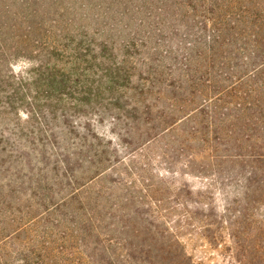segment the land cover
Listing matches in <instances>:
<instances>
[{"label": "rangeland", "instance_id": "obj_1", "mask_svg": "<svg viewBox=\"0 0 264 264\" xmlns=\"http://www.w3.org/2000/svg\"><path fill=\"white\" fill-rule=\"evenodd\" d=\"M27 21L72 23L79 28L90 25L95 36L117 46L129 31L137 30L138 40L147 49L133 55L131 80L110 89L101 87L78 104L72 101L77 95H63L54 116L27 117L22 112L27 111L26 98L17 108L8 109L5 101L10 95L3 91L8 87L0 85V183L16 189L0 196V264L43 262L35 252L21 249L37 243L75 244L77 252H82L53 254L50 258L55 260L86 257L80 240L67 229L49 226L42 233L45 227L39 226L37 237L21 230L2 239L22 225V219L42 217L41 200L58 201L84 183L93 167L87 159L97 156L103 169H108L105 185L125 179L138 185L129 194L118 192L121 198L130 197L123 199V205L155 216L161 230L162 221H168L167 227L175 231L194 264H264V69L247 77L260 63V56L252 54L256 47L251 40L264 41V0H0V24ZM215 21L228 24L222 31L226 45L210 51L206 37L211 28L204 24ZM106 57L113 63L122 60L116 52ZM8 59L3 77L9 69L31 77L37 62L34 56L22 52ZM170 61L179 62V72L191 73L200 89L206 88L204 82L210 86L204 98L214 95L215 88L226 90L217 112L241 102L245 113L238 120L219 114L209 121L214 115L209 110L212 103L201 104L202 99L194 97L189 104L176 103L180 108L174 117H182L190 108H196V115L178 121L174 131L161 133L170 118H159L157 107L170 103L156 92L173 80L156 71L162 72L166 69L162 65ZM240 77L244 82L248 79L249 85L244 83L237 93L227 89ZM257 86L263 87L258 95L246 93ZM34 89L30 85L26 91ZM150 103L156 110L149 114L145 105ZM154 116L165 120L147 127L146 121ZM209 147L217 156L205 161L202 158L208 156ZM236 153L246 156L243 160L227 156ZM193 154L198 159L189 162ZM38 182L46 190L31 191ZM182 185L191 193L164 190V186L171 191L170 187ZM54 219L52 214L47 225ZM167 235L158 234L156 240L145 236L120 240L162 245L172 240Z\"/></svg>", "mask_w": 264, "mask_h": 264}, {"label": "trees", "instance_id": "obj_2", "mask_svg": "<svg viewBox=\"0 0 264 264\" xmlns=\"http://www.w3.org/2000/svg\"><path fill=\"white\" fill-rule=\"evenodd\" d=\"M227 25L224 26L218 21L204 24V28L207 26L211 28L210 34L206 37L210 51H217V49L224 48L226 45V40L222 39V31L225 30ZM94 26L96 28V25ZM90 31H92L90 25L80 26L79 28L72 25V23L52 21L0 24V85L8 87L7 90H3L4 93L10 95V97H7L9 101H5L7 108H17V104H20V101L23 102L26 98L28 100L27 111L23 110L22 112L27 117L30 115L35 118L46 115L54 116L58 103L63 101V95H77L72 101L78 104L85 96L87 98L89 95L98 93L101 87L110 89V87L119 84L120 81L131 80L129 68H133L132 66L136 63L133 60V55L143 54L142 51L147 49L144 41L140 43L137 38L139 32L137 30L129 31L123 43L117 46L114 45V42L109 43L108 39L97 37L95 36L96 32L92 33ZM31 35L34 40H31ZM97 39L101 41L97 42ZM251 43L253 47H256V51L252 54L257 53L256 56H260V63L247 72V77L259 74L264 69V41L260 43L254 39L251 40ZM22 52H28L30 56H34L37 60L35 67L31 69V77L15 74L11 69L3 77L1 71H3L5 64L7 67L8 57L16 56ZM114 52L122 55V60L117 63H113L111 59H108L109 57H106L107 54L114 55ZM146 54H148V51ZM60 62H63V65H58ZM178 64L179 62L170 61L168 65H162L163 68H166L162 72L156 71L161 76L165 74L170 81L173 80V82L164 85L156 92L160 96L159 99H167L170 103L157 107V109H161L158 114L159 118L163 115V118H170L165 121V127L161 133L174 131L176 129L174 126L178 121L192 119L196 115V108H190V111L184 112L185 115L182 117H174V113L180 108L176 107V103L185 102L189 104L194 102V97H200L202 99L201 104L203 101H208L207 104L209 105L212 103L209 110L214 115L210 116L209 121L219 114L230 115L238 120L245 113V108L241 102H237L233 106H222L225 112H217L218 107L221 105L220 102L224 101L226 90L215 88L213 89L214 95L204 98L203 92H208L207 87L211 90L210 86L204 82L206 88L200 89L198 83L194 82L191 73L179 72ZM125 65L130 66L128 70L125 69ZM243 79V77L238 78L227 89H234L237 93L244 83L247 82V85H249V80L246 79L244 82ZM27 80H31V82ZM30 85L35 86L34 92L26 91ZM262 88V86L253 87L247 89L246 93L249 95L250 91V93H257L258 95ZM148 92L152 95L150 88ZM228 93L230 94V92ZM132 108L137 111L136 105ZM145 108V112L149 114L154 112L153 108L156 110L152 103L146 104ZM162 120L165 119L156 120L154 116L146 121V126L149 127L152 123L160 124ZM150 128H153V126ZM218 138L222 139V133L218 135ZM206 141L210 142L211 138L206 139ZM208 149V156L202 158L205 161L207 157L211 161L217 156L215 155L216 150L212 147ZM93 156H96V153ZM227 156L243 160L246 155L236 153ZM96 158L87 159L93 167L90 169L91 176L86 178L84 183L72 187L70 192L58 201H53L51 198L48 201L47 199L41 200L38 205L42 207L41 214L43 216L37 217L35 215L27 221L20 217L24 221L22 225L20 224L16 230L14 229L12 233L6 235L2 241L15 234L16 231L21 230L30 232L37 237L36 227L44 226L45 229L42 231L44 233L50 226L51 228L70 230L80 240L79 244L83 246V254L86 257L77 260H55L50 258L53 254L82 253L77 252L78 247L75 244H73V247H56L44 243H37L35 246L32 243L34 247H24L25 249L22 247L21 249L24 251L26 250L28 253L29 251L35 252L41 258L40 260L43 262L37 264H194L179 242L175 231L172 232L167 227L168 221H162L164 228L161 230L158 224L155 223V216L152 218L151 214H143L139 210L130 209L123 205V199L129 200L130 197H123L122 195L121 198V194L118 192L129 194L127 191L131 192L133 189H139V186L135 183L132 184L128 179L119 183L114 182L112 185H105L104 175L108 169H103V165L101 166L99 159ZM197 159V155L193 154L189 162L197 161ZM167 188L164 186V190H167L168 193L176 192L175 194L178 193V195L191 193V190L183 185L179 188L170 187L171 191ZM37 189L41 192L46 190L39 182L36 183L34 188L32 187L31 191ZM15 190L9 183H0V196L2 197L7 196L4 194H7L8 191L13 194ZM106 193L108 194L106 195ZM41 194L44 195L45 192ZM118 195H120L118 198L111 199L112 196L116 197ZM45 200L47 203H43ZM52 214L56 216L55 222L47 225V221ZM166 233L168 237L172 236V240L166 241L162 245L145 242L126 243L120 240L121 237H130L133 240L134 237L141 236L156 240L158 234L165 238ZM63 240H66V236Z\"/></svg>", "mask_w": 264, "mask_h": 264}]
</instances>
